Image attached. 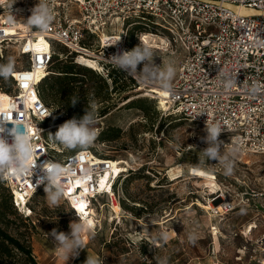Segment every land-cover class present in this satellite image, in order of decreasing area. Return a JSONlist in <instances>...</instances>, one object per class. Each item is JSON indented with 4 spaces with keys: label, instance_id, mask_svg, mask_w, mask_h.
Returning a JSON list of instances; mask_svg holds the SVG:
<instances>
[{
    "label": "built area",
    "instance_id": "2783aa9c",
    "mask_svg": "<svg viewBox=\"0 0 264 264\" xmlns=\"http://www.w3.org/2000/svg\"><path fill=\"white\" fill-rule=\"evenodd\" d=\"M209 1L259 14L241 15L202 0H45L54 20L47 31L41 32L26 23L31 9L40 0H0V57L2 44H6L12 47L17 59L13 61L15 71L9 79L8 91L0 90V114L28 132L36 160L33 171L12 175L9 170L0 176L20 215L31 216L29 199L44 188L36 180L43 178L41 166L45 162H57L67 169L62 177V201L77 221L83 217L92 219L93 233L101 228V210L107 208L112 212L113 206L119 207L114 184L128 171L123 167L124 162L117 161L116 166L122 170L115 174L112 160L102 159L87 149L54 158L59 152L44 136L50 127H43L42 123L53 117L55 111L41 100L37 85L48 73L56 45L73 53L74 63L110 84L108 71L113 66L107 58L127 50L123 26L139 14L151 20L158 36L166 41V48L181 54L171 91L161 95L149 91L156 109L179 115L204 132L206 123H219L223 130L218 138L224 140V147H235L242 154H264V92L250 96L245 91V86L253 83L264 86V0ZM143 36H138L141 45H144ZM88 37L91 44L82 45L81 41ZM116 40L115 45L106 46ZM225 71L237 73L231 88L224 86L221 73ZM130 78L138 83L137 77ZM10 127L0 116V128L5 129L3 136L9 142L11 137L6 129ZM218 192L212 193L215 196ZM218 199L217 206L224 214L234 210L233 199H225L222 193ZM239 202L255 218L240 232L243 244L234 250L232 260L264 264V228L251 236L253 230L264 225V187L245 188ZM80 205L84 206L83 211ZM209 256L217 261L214 250Z\"/></svg>",
    "mask_w": 264,
    "mask_h": 264
},
{
    "label": "rangeland",
    "instance_id": "374dc122",
    "mask_svg": "<svg viewBox=\"0 0 264 264\" xmlns=\"http://www.w3.org/2000/svg\"><path fill=\"white\" fill-rule=\"evenodd\" d=\"M123 27L126 29L125 25ZM138 36V31L133 30L130 34L127 31L131 49L140 44ZM124 45L127 46L125 42ZM148 47L155 54L153 62L156 66L163 70L171 65L177 71L179 52L174 53L168 48L163 51L153 45ZM1 57L0 64L17 61L12 47L6 44H2ZM142 67V64L138 65L137 71ZM106 84L109 94L104 101L89 95L85 100L89 110L96 114L103 108L107 111L104 116L97 115L94 125L97 132L105 127L114 128L118 130V138L102 143L95 140L85 149L105 160L122 161L126 170H139L140 174L124 173L116 184V190L126 210L119 213L117 205L112 207L113 212L103 208L100 212L101 228L93 233L90 240L85 237L86 248L80 250V255L102 257L106 264H161L165 260L166 264H188L189 261L196 264L203 261L205 264H255L246 261L235 263L232 257L234 250L243 244L240 232L255 218L254 213L239 202V197L245 188L264 187V154H242L238 151L233 154L231 149L224 147V140L218 138L223 141L222 155L227 154L234 160L233 173L226 176L222 164L207 161L204 157L202 150L206 144L200 137L206 134L198 125L177 116L164 120L166 113L159 112L156 105L154 108L153 95L150 94L160 88L157 83L144 84L138 78V83L128 94L113 93L111 84ZM125 96L144 100L149 116L122 105ZM61 121L55 125L60 126L66 120ZM159 122L161 126L156 128ZM53 149L59 152L55 153L57 157L75 152L54 142ZM216 190L219 192L214 196L212 192ZM219 193L225 199L234 200L236 206L233 211L226 214L216 211V214L210 210L220 202ZM28 207L31 210L29 219L35 228L30 247L36 264H63L46 233L53 228L67 233L70 221L77 220L64 201L58 207H50L44 188L33 194ZM131 208L134 213L129 212ZM114 215H117L116 219H113ZM146 224L152 229L145 227ZM136 225L141 226V229L136 228L141 239L151 241L165 231L169 239L157 247L145 241L129 242L126 234L131 233ZM263 228L264 225L257 227L251 236ZM190 236L195 237L194 244L189 241ZM213 250L217 261L209 256ZM70 262L71 257L66 264Z\"/></svg>",
    "mask_w": 264,
    "mask_h": 264
},
{
    "label": "clouds",
    "instance_id": "9594fccd",
    "mask_svg": "<svg viewBox=\"0 0 264 264\" xmlns=\"http://www.w3.org/2000/svg\"><path fill=\"white\" fill-rule=\"evenodd\" d=\"M54 17L52 10L45 0H40L32 9L31 15L26 19V23L30 28L38 31H47L53 23ZM110 45H115L116 42ZM155 56L153 50L146 45L139 44L131 50H120L110 55L107 60L116 70L123 72L127 77L140 78L141 83L151 84L157 83L164 92L171 91V83L175 77L176 70L173 66L168 65L163 70L160 66H156L153 62ZM143 65L138 72V65ZM15 71V64L9 61L6 64H0V79L8 81ZM236 74L222 72L224 79V86L231 88L236 83ZM245 91L250 96H256L264 92V86L253 83L245 86ZM79 96H72L69 98V104L75 106L79 102ZM204 113V112H201ZM2 116L5 125L11 124L7 128V133L11 137V142L4 138V128H0V176L11 170L12 175H23L29 170L33 171L36 160L33 159L35 153L31 143V137L26 130L19 124L8 121ZM97 123V114L95 111L84 109L83 116L66 120L61 124L57 131L49 134L51 139L62 146L65 150L85 149L91 146L97 136L98 132L94 125ZM223 130V126L219 123L208 125L206 123V135L200 137L206 147L202 150L207 161L213 160L223 165L224 175L228 176L233 173L234 160L229 155L221 153L223 141L218 137ZM235 154L238 149L232 148L230 150ZM44 175L43 178H37L36 184H44V192L46 194L47 203L50 207L55 208L60 205L64 198V188L62 186V177L66 174L67 169L57 162H45L41 166ZM69 232L58 231L53 228L46 233L50 242L56 248L58 255L62 258L63 264L69 258H78L80 250L86 248L85 237L89 240L92 238V225L86 221H70ZM147 227V226H145ZM169 239L168 233L160 232L154 240H159L161 243ZM189 241L195 243V237L190 236ZM147 259V257H146ZM84 264H103L101 258L87 257ZM161 264H166L161 261Z\"/></svg>",
    "mask_w": 264,
    "mask_h": 264
},
{
    "label": "trees",
    "instance_id": "16d2710c",
    "mask_svg": "<svg viewBox=\"0 0 264 264\" xmlns=\"http://www.w3.org/2000/svg\"><path fill=\"white\" fill-rule=\"evenodd\" d=\"M124 25L126 26L125 43L127 46L125 45V47L127 50H131L129 40L127 39L128 30L129 34L134 30L135 32L138 31V34L149 33L158 35L153 23L144 14L131 17ZM81 44L89 45L91 44V39L88 37L82 40ZM58 55H61V57L59 58ZM73 56L74 54L69 53L65 47L56 45L54 55L48 67V73L37 85V92L41 100L44 104L52 106L55 111L53 117L42 123L43 127H50L44 132V136L52 142L54 141L49 134L54 135L59 127L55 124L62 122L61 119L68 120L73 116L79 118L83 116L85 108L89 109L85 100L86 96L89 95L95 100L104 101L109 94L105 80L87 68L74 63ZM108 79L111 84L110 91H113V93L128 94L135 86V82L130 77H127L125 73L113 67H109ZM9 84V80L4 81L0 79V90L3 92L8 91L7 86ZM72 96H79L80 98L74 107L69 104V98ZM128 97H124L123 101L125 100V102L122 105L138 110L145 117L149 116L150 111L145 106L144 100L136 97ZM151 101L155 108L154 100ZM106 112L103 108L98 111L97 115L104 116ZM164 116V120L170 116H177L184 119L179 115L169 113H166ZM160 126L161 124L159 122L156 128ZM117 138V129L105 127L98 132L96 140L102 143L115 141ZM99 157L101 156L99 155ZM54 158L58 159L57 156H54ZM127 174L134 176L139 175L140 172L139 170L136 172L129 170ZM119 180L117 179L115 181V186ZM119 207L121 212L126 210L120 198ZM129 212L134 213L132 208L129 209ZM34 229L32 221L16 211L12 205V197L9 190L4 187L0 180V264H36L30 247V239L35 234ZM77 260L78 258L73 259V263H76Z\"/></svg>",
    "mask_w": 264,
    "mask_h": 264
},
{
    "label": "bare ground",
    "instance_id": "6f19581e",
    "mask_svg": "<svg viewBox=\"0 0 264 264\" xmlns=\"http://www.w3.org/2000/svg\"><path fill=\"white\" fill-rule=\"evenodd\" d=\"M16 27H20L19 25H17ZM8 31H10V32H12V29H9ZM142 40H143V42H144V45H146V46H150V45H153L154 47H161V49L164 51L165 50V48H166V45H167V43H166V41L161 37V36H158V35H154V34H149V33H145L144 34V36L142 37ZM87 64H88V62H87ZM90 64V63H89ZM90 67H91V65H90ZM139 89V87L137 88V90ZM163 90L162 89H155L154 90V94H159V95H161V94H163ZM1 98H2V96H1ZM125 102V101H124ZM116 163L117 162H113V161H111V164H112V172L113 173H115V174H118V172H121V170H119L118 168V166H116ZM107 176L105 175V176H103V177H101V180H104L105 178H106ZM80 208V207H79ZM210 210L211 211H220L221 212V214L223 213L222 212V210H221V207H219V206H217L216 208L215 207H211L210 208ZM113 212V211H112ZM113 214V213H112ZM216 214H217V212H216ZM224 214V213H223ZM116 219L117 218V215H114L113 216V219ZM82 221H86L87 223H89V224H91L92 225V219L91 218H89V217H83L82 218Z\"/></svg>",
    "mask_w": 264,
    "mask_h": 264
},
{
    "label": "crops",
    "instance_id": "0c3cea01",
    "mask_svg": "<svg viewBox=\"0 0 264 264\" xmlns=\"http://www.w3.org/2000/svg\"><path fill=\"white\" fill-rule=\"evenodd\" d=\"M147 225V227H149L148 229H152L151 227L152 226H149L148 224H146ZM134 230L131 232V233H127L126 235V239L129 241V242H134V241H136L139 237H140V235L136 232V228H140L141 229V226H139V225H136V226H133L132 227ZM148 233V232H147ZM149 235V237L151 238L152 237V235L151 234H148ZM143 239V240H142ZM141 239V241H145V242H149L150 244H152V247H157V245H159V244H161V242L159 241V240H154V239H152L151 241H148L147 240V238H142ZM140 241V242H141ZM163 243H165V242H163ZM141 244V243H140ZM135 251V250H134ZM135 254H136V252H135ZM134 254V255H135ZM139 254V253H138ZM86 258L87 257H83V256H81L80 254H79V256H78V260L76 261V263H73V258H71V262H70V264H84V262H85V260H86ZM94 258H96V256H94ZM101 259H102V262H103V258L101 257ZM206 262L205 261H203V262H201V264H205ZM103 264H106V262L104 261V263ZM188 264H196V263H194L193 261H189V263ZM198 264H200V263H198Z\"/></svg>",
    "mask_w": 264,
    "mask_h": 264
},
{
    "label": "water",
    "instance_id": "95a60500",
    "mask_svg": "<svg viewBox=\"0 0 264 264\" xmlns=\"http://www.w3.org/2000/svg\"><path fill=\"white\" fill-rule=\"evenodd\" d=\"M202 1L203 2H208V3L213 4V5H216V6L219 5L222 8H225V9L230 10L232 12L239 13L241 15H246V14H259L257 11H253V10H247L246 11L243 8H238L236 6H232V5L225 4V3H219V2H216V1H209V0H202Z\"/></svg>",
    "mask_w": 264,
    "mask_h": 264
},
{
    "label": "snow or ice",
    "instance_id": "6c2138e0",
    "mask_svg": "<svg viewBox=\"0 0 264 264\" xmlns=\"http://www.w3.org/2000/svg\"><path fill=\"white\" fill-rule=\"evenodd\" d=\"M80 209H81V211H83V209H84V206H83V205H80Z\"/></svg>",
    "mask_w": 264,
    "mask_h": 264
}]
</instances>
